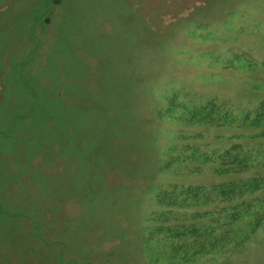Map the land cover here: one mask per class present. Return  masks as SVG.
Listing matches in <instances>:
<instances>
[{"label":"rangeland","instance_id":"374dc122","mask_svg":"<svg viewBox=\"0 0 264 264\" xmlns=\"http://www.w3.org/2000/svg\"><path fill=\"white\" fill-rule=\"evenodd\" d=\"M262 102L264 0H0V264H264V223L190 257L150 240L161 191L235 175L199 153L264 143L184 109Z\"/></svg>","mask_w":264,"mask_h":264},{"label":"trees","instance_id":"16d2710c","mask_svg":"<svg viewBox=\"0 0 264 264\" xmlns=\"http://www.w3.org/2000/svg\"><path fill=\"white\" fill-rule=\"evenodd\" d=\"M193 107L190 106L189 111L184 109L181 117L185 122L195 119L194 114L199 111L201 118L196 122L232 126L239 131L231 136L236 140L243 139L246 134L242 131L249 127L260 132L251 138L264 136V102L257 110L243 112L240 116H234L229 108L221 109L217 104ZM251 144L239 141L223 152L199 153L197 166L189 167L193 173L213 171L235 175L216 184L170 186L161 191L157 201L165 208L155 218L158 226L151 230L150 240H154L156 233L166 234L161 235L162 238L179 248L173 250L174 253L190 257L217 252L218 247L230 239L248 237L264 223V172H255L247 178L238 176L264 165V143L255 144L253 148ZM195 155V151L190 152L187 158ZM182 162L188 163L186 157Z\"/></svg>","mask_w":264,"mask_h":264},{"label":"water","instance_id":"95a60500","mask_svg":"<svg viewBox=\"0 0 264 264\" xmlns=\"http://www.w3.org/2000/svg\"><path fill=\"white\" fill-rule=\"evenodd\" d=\"M51 2H52V4L53 5H61L62 4V2H63V0H51ZM37 12H38V10L36 9L35 10V16L37 15ZM37 21L38 20H36L35 21V23H33V24H31V27L29 26L28 28H27V30L29 29V31H28V33H27V36L30 38H35V31L33 30V25L35 24L36 25V23H37ZM45 23L47 24V23H50V18L49 17H47V18H45ZM33 42L35 41V44H33L32 43V48L30 49V51H28V50H26L25 51V58L23 57L22 59H20L19 61H17L16 62V69H17V73H19V74H21L20 72H22L21 70H20V66L21 65H25V66H28L27 64L30 62V61H32V59L34 58V56H35V54H36V52H37V50H39V42L41 41H39L38 42V40L36 39H33L32 40ZM31 41V42H32ZM25 82H27V81H25ZM29 86V85H28ZM30 87V89L32 90V93H31V96H32V98H33V92H34V109H33V111L35 112V108L37 109V107L40 105V103H39V99H38V95L36 96V101H35V88H34V90H33V88L31 87V86H29ZM39 103V104H38Z\"/></svg>","mask_w":264,"mask_h":264},{"label":"bare ground","instance_id":"6f19581e","mask_svg":"<svg viewBox=\"0 0 264 264\" xmlns=\"http://www.w3.org/2000/svg\"><path fill=\"white\" fill-rule=\"evenodd\" d=\"M3 145L0 146V149L2 148Z\"/></svg>","mask_w":264,"mask_h":264}]
</instances>
